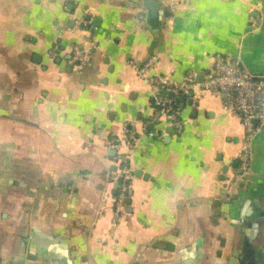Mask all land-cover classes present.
<instances>
[{
  "label": "crops",
  "instance_id": "obj_1",
  "mask_svg": "<svg viewBox=\"0 0 264 264\" xmlns=\"http://www.w3.org/2000/svg\"><path fill=\"white\" fill-rule=\"evenodd\" d=\"M217 52L264 76V0H0V264H264V128L242 174L223 94L180 98L176 131L137 73L157 55L200 76ZM124 125L137 140L115 217Z\"/></svg>",
  "mask_w": 264,
  "mask_h": 264
},
{
  "label": "built area",
  "instance_id": "obj_2",
  "mask_svg": "<svg viewBox=\"0 0 264 264\" xmlns=\"http://www.w3.org/2000/svg\"><path fill=\"white\" fill-rule=\"evenodd\" d=\"M87 24L85 20H76L75 28ZM249 25L255 29L259 25L258 16H251ZM69 62L76 65L86 63L85 50L74 43L71 47ZM158 56L151 55L137 67L138 75L152 88V103L156 109V118L165 121L176 131L183 127L180 117V98L197 99L206 93L223 94L224 108L239 117L243 126V139L239 152V170L242 174L250 172L252 143L256 135L264 128V76L250 73L238 57L214 53L212 66L201 73L195 69L186 71L183 79L177 80L172 72L157 70ZM122 136L112 141L117 150V168L111 174L116 182L114 215L125 211L129 197L131 171L126 159L137 140V133L126 125L121 130ZM121 146L127 152H119Z\"/></svg>",
  "mask_w": 264,
  "mask_h": 264
},
{
  "label": "water",
  "instance_id": "obj_3",
  "mask_svg": "<svg viewBox=\"0 0 264 264\" xmlns=\"http://www.w3.org/2000/svg\"><path fill=\"white\" fill-rule=\"evenodd\" d=\"M95 24H97V23L95 22ZM198 78H200V76H198ZM169 127H171V126H169ZM171 128H173V127H171ZM167 131H170V130H167ZM228 163H230L232 166L238 165L237 161H231V162H228ZM228 163H226L225 167H223V169H222V173H223L222 179H225V174L224 173L227 171V167L226 166H227ZM136 173H139V172L137 171ZM115 187H116V182H115ZM232 263L233 264H236V261L235 260H232Z\"/></svg>",
  "mask_w": 264,
  "mask_h": 264
},
{
  "label": "rangeland",
  "instance_id": "obj_4",
  "mask_svg": "<svg viewBox=\"0 0 264 264\" xmlns=\"http://www.w3.org/2000/svg\"><path fill=\"white\" fill-rule=\"evenodd\" d=\"M126 203H127V201H126Z\"/></svg>",
  "mask_w": 264,
  "mask_h": 264
}]
</instances>
